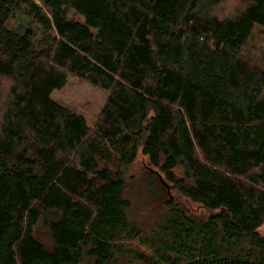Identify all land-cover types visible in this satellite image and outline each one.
Segmentation results:
<instances>
[{"label": "trees", "instance_id": "16d2710c", "mask_svg": "<svg viewBox=\"0 0 264 264\" xmlns=\"http://www.w3.org/2000/svg\"><path fill=\"white\" fill-rule=\"evenodd\" d=\"M22 5L42 39L9 28ZM43 7L0 0V264H264V70L242 55L264 0ZM71 75L109 93L93 127L51 98ZM140 153L162 210L135 203Z\"/></svg>", "mask_w": 264, "mask_h": 264}, {"label": "rangeland", "instance_id": "374dc122", "mask_svg": "<svg viewBox=\"0 0 264 264\" xmlns=\"http://www.w3.org/2000/svg\"><path fill=\"white\" fill-rule=\"evenodd\" d=\"M33 1L44 10V0ZM234 5L237 7L238 3L235 2ZM72 14L71 12L70 17H72ZM8 26L13 30L21 32L31 31L36 40H40L44 36L43 25L35 17V13L30 5L20 6ZM242 55L245 59L264 70V28L258 25L254 27L251 38L242 50ZM108 94V92L71 75L68 78L67 85L62 89L54 90L51 98L59 104L70 108L75 113L82 115L88 125L93 127L99 119ZM149 169L147 157L140 153L138 160L125 169V177L130 179L133 176L139 182L134 191L136 205L148 204L151 201V205L155 209L162 210V203L166 197L163 193L159 196L158 191L161 187H159L158 183L156 185L151 184V179L147 177ZM189 207L194 213L201 212L199 206L196 204H189ZM260 232L264 234V227L260 229ZM42 239L50 246V241L48 242L49 239L46 235L42 236Z\"/></svg>", "mask_w": 264, "mask_h": 264}]
</instances>
